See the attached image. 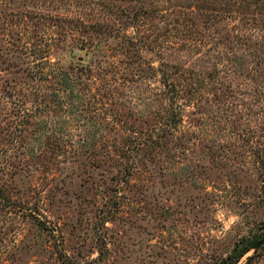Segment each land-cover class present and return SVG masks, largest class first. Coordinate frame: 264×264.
Returning a JSON list of instances; mask_svg holds the SVG:
<instances>
[{"label":"rangeland","instance_id":"374dc122","mask_svg":"<svg viewBox=\"0 0 264 264\" xmlns=\"http://www.w3.org/2000/svg\"><path fill=\"white\" fill-rule=\"evenodd\" d=\"M263 239L264 0H0V264Z\"/></svg>","mask_w":264,"mask_h":264},{"label":"trees","instance_id":"16d2710c","mask_svg":"<svg viewBox=\"0 0 264 264\" xmlns=\"http://www.w3.org/2000/svg\"><path fill=\"white\" fill-rule=\"evenodd\" d=\"M251 247L245 246V248H241V250H236L233 255L228 256L225 259H222L219 264H235L239 257H241L245 252H247ZM249 257L247 260H249Z\"/></svg>","mask_w":264,"mask_h":264},{"label":"water","instance_id":"95a60500","mask_svg":"<svg viewBox=\"0 0 264 264\" xmlns=\"http://www.w3.org/2000/svg\"><path fill=\"white\" fill-rule=\"evenodd\" d=\"M264 244V239L263 240H261L260 242H258L255 246H254V248L255 249H257V248H259L261 245H263Z\"/></svg>","mask_w":264,"mask_h":264}]
</instances>
